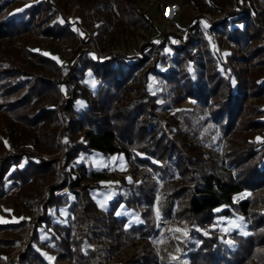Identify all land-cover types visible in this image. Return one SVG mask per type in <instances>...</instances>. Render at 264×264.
I'll use <instances>...</instances> for the list:
<instances>
[{"label":"trees","instance_id":"obj_1","mask_svg":"<svg viewBox=\"0 0 264 264\" xmlns=\"http://www.w3.org/2000/svg\"><path fill=\"white\" fill-rule=\"evenodd\" d=\"M73 1L0 0V37L13 55L0 50V197L15 185L21 197L19 204L14 202L19 214L12 212L8 218L0 212V221H6L0 222V231H18L28 224L24 240L0 236V264H181L179 252L162 247L157 254L146 249L149 239L159 232L156 222L170 219L187 224L189 237L178 239V244L189 264H264V249L257 254L264 244V192L259 190L264 189V37H260L264 14L256 0H238L236 8L223 10L209 22L205 18L202 26L184 10L189 25L177 42L169 34L166 52L161 50L165 43L154 39L148 41V52L117 51L100 58L96 50L86 47L63 64L56 54L58 45L52 53L29 48L27 42L34 39V33L63 42L77 41L85 34L68 18ZM109 1L103 0L101 9L108 16ZM225 1L209 3L216 11ZM115 12L135 27L153 24L135 0H116ZM114 25L121 33L122 20ZM206 29L237 47L218 50ZM192 30L201 35L200 51ZM12 40L32 61L19 56ZM43 65L56 71L64 66L62 80L42 70ZM149 74L161 79L165 88L155 92ZM89 75L95 83L92 98L88 97ZM60 94L64 97L57 103ZM185 97L195 102L190 113L172 110ZM80 98L85 100L82 106L77 105ZM75 111V119L67 114ZM58 117L60 139L74 134L63 153L65 160H74L81 150H96L121 153L131 174L143 167L137 184L120 175L129 195L112 192L101 206L91 193L101 186L81 183L87 170L84 163L77 162L62 173L55 170V156L23 146L8 148L31 134L32 125L40 131L36 141L55 147ZM205 123V135L211 136L218 126L226 136L223 154L234 172L199 140L190 142ZM90 171L91 179L105 176L99 166ZM63 185L67 191L56 193ZM243 190L249 194L238 198L236 194ZM34 203L37 214L32 216L28 210ZM121 205L134 209V222L127 223L125 213L115 212ZM100 207H105V214ZM60 208L67 210L66 216ZM231 211L244 214L249 229L244 233L233 230L236 243L225 247L218 230L209 224L217 214ZM38 220L51 236H41ZM131 243L135 244L132 253L110 261L118 249ZM16 244L17 251L10 256L8 250ZM49 246L55 251L52 261L43 250Z\"/></svg>","mask_w":264,"mask_h":264},{"label":"rangeland","instance_id":"obj_2","mask_svg":"<svg viewBox=\"0 0 264 264\" xmlns=\"http://www.w3.org/2000/svg\"><path fill=\"white\" fill-rule=\"evenodd\" d=\"M86 1V2H85ZM210 0H135V3L139 6L141 12L147 14L153 24L147 28L144 27H135L130 24L126 18L119 16L116 10V0H110L108 5V10L110 15H106L101 9L104 7L103 0H75L70 6L68 18L73 22V26L80 27L84 30L85 34L83 36H79L77 41L71 42V40H51L48 36L42 33H34V39L29 40L27 46L29 48H40L44 52L52 53V48L58 45V51H56L57 56H59V61L63 64H69L71 61V56L73 53L77 54L78 51L89 47L93 50L98 52L100 58L106 55L114 54L117 51H124L127 53H138L148 52L150 49L149 40H156L159 44L165 45L161 48L163 52H166L169 44V36H182L185 32L184 27L189 25L190 18H196L198 25L204 24V20L207 19L209 22L210 20L216 18L219 14L222 13L223 10H228L232 8H236L238 0H226L223 5L222 9L213 11L212 5L209 3ZM201 5V7L199 6ZM249 3L246 4L248 7ZM256 6L258 9L263 10L264 14V0H256ZM188 9L190 18H187L183 15L182 12ZM210 15V16H209ZM206 18V19H205ZM121 19L123 22V28L121 33L115 31V22ZM206 36L212 38L211 44L215 45L218 50L223 52H227L231 46L237 47L233 42L230 40L228 41H220L217 39L218 36L214 34L212 31L205 30ZM264 37V33L261 34ZM168 36V37H167ZM162 37V38H160ZM192 37H195L197 41V46L200 47V37L198 31L192 30ZM175 38V37H174ZM67 42V43H65ZM68 44V45H67ZM6 43L0 37V50L3 51V55H8L9 57H13L12 52L7 50L5 46ZM12 45L18 48L19 56L25 58L26 60L32 61V58L25 53V51L19 46L18 42L12 40ZM153 54L147 62H151L154 58ZM168 58V56L166 57ZM168 64V62H167ZM42 70H44L48 74L55 75L59 81L62 80L64 77V66H61L59 71H56L53 68H47L46 66H42ZM140 70V68L138 69ZM88 83L87 87L90 88V92L88 94L89 98L93 97V88H94V81L90 77H87ZM149 80L151 88L153 90H160L165 88L164 82L159 79L151 76L149 74ZM83 83V82H82ZM60 88H63L62 85H59ZM67 92V91H66ZM131 94H135V90L131 91ZM56 99L57 103L62 102L63 94L57 96ZM84 99H78L77 105H81L84 103ZM195 102L190 97L183 98L177 105H174L172 110H176L179 108L181 114H189L190 108L194 107ZM79 107V106H78ZM77 107V108H78ZM79 109V108H78ZM77 109V110H78ZM68 115H72V117H78V111H75L73 114L71 112H67ZM197 118L198 115H195ZM196 118H192L196 121ZM58 125L55 130L54 136V146L47 145L45 142H38L36 141V137L40 136V131L36 125L30 126L32 129V133L26 136H21L20 139L18 138L17 142L13 145H9L8 148H16L18 146H23L27 149L33 150V152L41 150V153L46 156H55V170H59L60 172H67L68 167L76 166L77 162L84 163L87 165V170H83L85 173L82 174L81 183L84 181L97 183V186L91 191L96 201L101 205L104 206L105 203L108 201L107 199L112 196V192H115L117 195H129V189L126 185H124L120 181V175L128 176L131 183H138L141 179V174L143 172V167H139L138 170L135 172L136 174H131L127 167V163H124L123 156L121 153H101L96 150L92 151H84L81 150L77 153L74 160H65L63 153L69 148L71 144V140L73 139L74 134L67 133L64 139H60L58 133L62 130V122L60 117H58ZM40 123V122H39ZM194 124V123H193ZM50 126L53 125L52 122L49 123ZM192 126H195L192 125ZM205 126L206 123L199 127L198 133L193 137H190V142H193L194 139L199 140L206 149L210 150L213 155L216 154L222 158L220 163L230 168L233 171V167L229 164L227 165L225 160V156L223 154V150L226 148L224 142L227 141L226 136L221 134L220 128L217 126L214 129V132L211 136L205 135ZM255 130H258L255 128ZM38 143V145H37ZM37 146H36V145ZM96 166L100 167V171L104 176L98 179H91V168ZM77 173H82L80 169L77 168ZM68 176V174H67ZM146 178V177H145ZM161 180L157 179V186H160ZM103 185V186H102ZM63 185L60 189L56 191V193H64L67 191ZM13 192L7 194L6 191L0 197V212L3 216L8 217L10 213L14 212V214H19V212L15 211L17 209L16 203L19 204L20 202V195L18 193L19 188L17 185ZM12 188V187H11ZM32 188H35L32 187ZM115 190H114V189ZM10 189V188H9ZM45 189V184L41 186V190ZM114 190V191H113ZM261 192H264L263 188L259 189ZM8 191V190H7ZM113 193V194H115ZM115 194V195H116ZM249 194V190H243L236 194L238 198H243ZM43 195V193H41ZM10 196V199H8ZM157 193H155L156 199ZM261 204L260 201L257 202V207H254V210L257 212L260 210L259 205ZM157 205L154 203L153 209L157 212ZM28 210V209H27ZM62 212V216H66L67 210L65 208H60ZM30 214L35 216L37 214V207L35 203L29 208ZM105 207H100V212L105 214ZM24 212V211H23ZM115 212L125 213L127 217V223L133 221L137 218V214L135 213L132 207H123V205L119 206L115 209ZM14 214H12L14 216ZM22 214V212H21ZM11 215V216H12ZM65 221V218H62ZM164 224V225H163ZM212 227H215L218 232L220 233V238L222 243L225 247L234 245L236 243L234 238L231 236V232L233 230H237L240 232H247L248 231V220L245 218L244 214H241L237 211H231L228 213L217 214L216 218H214L213 222L209 224ZM36 227L39 232H41V236L48 238L49 231L46 229L42 220H38L36 222ZM156 229L159 232L149 240L148 246L146 249H153L159 254L160 248H168L175 254L179 252L180 255V262L181 264H189L183 252L179 249L178 239H186L189 237L187 224L185 221L180 219H170L166 222H156ZM28 229V224L24 226V228L19 229L18 231H0V236L8 235L9 237L12 236L14 238H19L20 240H24L25 233ZM179 229L180 231H176ZM18 244L14 245L10 250H8L9 255L11 256L17 251ZM264 249V244L258 249L257 254H259ZM44 253L46 256L52 261L55 251L51 249V246L48 248H44ZM135 250V244L133 245L128 244L126 247L118 249L117 252L110 256V261L114 260L115 256H120L123 253L130 254ZM7 263V261H6Z\"/></svg>","mask_w":264,"mask_h":264},{"label":"built area","instance_id":"obj_3","mask_svg":"<svg viewBox=\"0 0 264 264\" xmlns=\"http://www.w3.org/2000/svg\"><path fill=\"white\" fill-rule=\"evenodd\" d=\"M210 16V15H209ZM168 36H169V34H168ZM167 36V37H168ZM179 40V37L178 36H175V42H177ZM65 187V189H67V186H64ZM15 187H12V188H10V189H8V191L6 190V193L7 194H9V193H11V192H13Z\"/></svg>","mask_w":264,"mask_h":264},{"label":"snow or ice","instance_id":"obj_4","mask_svg":"<svg viewBox=\"0 0 264 264\" xmlns=\"http://www.w3.org/2000/svg\"><path fill=\"white\" fill-rule=\"evenodd\" d=\"M0 222H6V221H0ZM176 231H180L179 229H176Z\"/></svg>","mask_w":264,"mask_h":264}]
</instances>
